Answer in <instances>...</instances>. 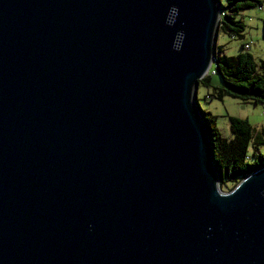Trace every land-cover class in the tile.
<instances>
[{"label":"water","instance_id":"95a60500","mask_svg":"<svg viewBox=\"0 0 264 264\" xmlns=\"http://www.w3.org/2000/svg\"><path fill=\"white\" fill-rule=\"evenodd\" d=\"M218 0H0V264H264V166L218 186L198 113Z\"/></svg>","mask_w":264,"mask_h":264},{"label":"trees","instance_id":"16d2710c","mask_svg":"<svg viewBox=\"0 0 264 264\" xmlns=\"http://www.w3.org/2000/svg\"><path fill=\"white\" fill-rule=\"evenodd\" d=\"M255 6H259L258 0H224L223 4L219 2L217 32L230 38H241L243 24L237 15ZM261 39L264 41V20L261 22ZM209 71H213L212 75H217L221 81V86L212 85L210 72L198 81V86L210 88V93L206 96L209 100L220 101L227 97L264 107V62L256 65L247 51L226 56L215 44ZM197 110L210 143L219 189L228 192L244 176L264 166V126L256 129L244 119L228 117L230 136L225 138L216 126V117L199 108Z\"/></svg>","mask_w":264,"mask_h":264},{"label":"rangeland","instance_id":"374dc122","mask_svg":"<svg viewBox=\"0 0 264 264\" xmlns=\"http://www.w3.org/2000/svg\"><path fill=\"white\" fill-rule=\"evenodd\" d=\"M220 4L224 0H218ZM259 6L240 12L237 18L243 24L241 38H230L217 32L215 44L221 48L226 56H235L244 52L242 45H248L247 53L251 56L256 65L264 62V41L261 39V22L264 20V0H258ZM211 68V67H210ZM211 72V71H209ZM210 83L214 86H221L220 78L217 75H209ZM210 88L199 85L196 90V102L199 109L205 113L215 116L216 126L221 135L225 138L230 136L228 129V117L244 119L254 128L264 126V107L242 103L231 98L222 100L208 99Z\"/></svg>","mask_w":264,"mask_h":264},{"label":"built area","instance_id":"2783aa9c","mask_svg":"<svg viewBox=\"0 0 264 264\" xmlns=\"http://www.w3.org/2000/svg\"><path fill=\"white\" fill-rule=\"evenodd\" d=\"M242 48H243L244 51H248V45L244 44V45L242 46ZM208 72H209V71H208ZM213 73H214L213 71L210 72L211 75H212Z\"/></svg>","mask_w":264,"mask_h":264},{"label":"crops","instance_id":"0c3cea01","mask_svg":"<svg viewBox=\"0 0 264 264\" xmlns=\"http://www.w3.org/2000/svg\"><path fill=\"white\" fill-rule=\"evenodd\" d=\"M223 52V51H222Z\"/></svg>","mask_w":264,"mask_h":264}]
</instances>
